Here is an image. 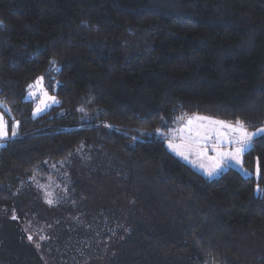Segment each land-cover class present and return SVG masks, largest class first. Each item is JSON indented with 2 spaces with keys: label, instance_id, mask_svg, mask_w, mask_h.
Instances as JSON below:
<instances>
[{
  "label": "trees",
  "instance_id": "16d2710c",
  "mask_svg": "<svg viewBox=\"0 0 264 264\" xmlns=\"http://www.w3.org/2000/svg\"><path fill=\"white\" fill-rule=\"evenodd\" d=\"M41 77L57 105L33 117ZM0 104V264L81 260L83 244L48 262L26 241L17 198L43 208L45 179L75 202L122 187L106 264H264V134L241 157L257 179L206 177L166 146L190 115L264 125V0H0Z\"/></svg>",
  "mask_w": 264,
  "mask_h": 264
},
{
  "label": "rangeland",
  "instance_id": "374dc122",
  "mask_svg": "<svg viewBox=\"0 0 264 264\" xmlns=\"http://www.w3.org/2000/svg\"><path fill=\"white\" fill-rule=\"evenodd\" d=\"M37 80L31 85H36ZM42 86L41 89L40 86L30 87L29 85L24 98L33 104V117H37L57 105L56 98L45 89L43 80ZM45 92L47 95H45ZM48 97H54L56 102L48 99ZM0 106L2 105L0 104ZM38 107L41 109L39 112L36 111ZM4 109L6 110V108ZM195 117L204 116H186L180 118L174 124L170 138L166 141L167 149L173 155L207 177L218 176L225 169L232 167L240 171L245 177L258 178L256 172L257 167L252 172L246 171L241 166V163L238 164L235 160L231 159L222 161L220 168L213 175L209 176L208 172L214 166V158L216 157L217 151H234L235 145L228 143V139L234 134L228 129L221 128L220 125L209 124V120H220L208 117H206L208 118L207 120H196ZM189 120L193 121L191 125L188 124ZM68 123L70 124L72 122L68 121ZM189 129H192V131L189 132ZM260 129H264V125L254 129H247V131L249 133H257ZM197 130L201 133L207 132L211 135V139L200 141L201 145H206V149H202L206 150V155L204 156H198L195 150L189 151L180 147ZM260 135H255L253 138ZM6 138L0 139V146ZM169 143L177 146L176 149L169 148ZM214 148L216 151L213 150ZM179 151H183L184 155H179ZM184 156L188 158L185 159ZM257 188L256 192L264 198V191L260 188V191H257ZM37 189L39 196L37 200L41 202L43 208L37 207L35 201L30 204L28 200L19 202L21 199L19 198L18 200L17 198L16 202L17 208L26 212L28 209L33 211L30 214H26L27 216L22 222L24 223L23 228H25L27 233L28 240L26 241L32 245L33 250L42 259L44 258L48 262H53L54 255L62 253V251H67V248L63 247L64 239H66L68 248L71 246L74 247L78 243L85 245V251H82V246L79 248V254L82 255L80 261H75L72 256H66L61 264H106L105 261L109 251L114 247L116 241L120 239V234L126 233L127 229L119 222L109 225L101 213L104 209L116 211L117 208H120L119 204L123 200L122 187L106 185L98 191L89 193L90 195H86L85 198L83 197L78 202L67 199L66 188L61 187V185L50 179H45L38 183ZM108 196H111V198L109 199ZM9 205V203H0V217L9 215V209L11 208ZM70 254L75 255L76 252L73 251Z\"/></svg>",
  "mask_w": 264,
  "mask_h": 264
},
{
  "label": "snow or ice",
  "instance_id": "6c2138e0",
  "mask_svg": "<svg viewBox=\"0 0 264 264\" xmlns=\"http://www.w3.org/2000/svg\"><path fill=\"white\" fill-rule=\"evenodd\" d=\"M42 80L43 78H38L36 85H30V87H36V86H40L42 89ZM45 95L46 92H45ZM48 99L52 100L53 102L55 101L54 97H48ZM37 112L41 111V109L38 107L36 109ZM196 120H207L208 118L206 117H195ZM193 123L192 120L188 121V124L191 125ZM209 124L212 125H220L221 128H225L228 129L231 133H233L234 135L228 139V143L230 144H234L235 148L234 151L232 152H220L217 151L216 157L214 158V166L209 170L208 174L209 176L213 175L217 169L220 168L221 166V162L225 161L227 159H231V160H235L236 163L240 164L242 163L241 161V157L242 155L248 151L249 148H251V141L253 136L255 135H260V134H264V129H260L258 130L257 133H249L247 131V129L245 128L244 124L240 121H237L235 125H232L230 123H225L223 121H213V120H209ZM192 129H189V132H191ZM16 132H15V126L12 129V135L15 136ZM8 135V125L7 122L3 119V116H0V139H4L6 138ZM211 139V135L207 132L205 133H201L199 130H197L194 135H190L187 138V142L184 145H181L180 147L192 151L195 150L196 154L198 156H204L206 155V150H202V149H206V145H201L200 141L204 140L207 141ZM177 146L173 145L172 143H169V148H173L174 150L176 149ZM214 151H216V149H213ZM179 155H184L183 151H179L178 152ZM185 159H187V156H184ZM257 177H259V163H257ZM250 175V174H247ZM257 191H260L259 187L257 188ZM29 239H31V237H29Z\"/></svg>",
  "mask_w": 264,
  "mask_h": 264
},
{
  "label": "crops",
  "instance_id": "0c3cea01",
  "mask_svg": "<svg viewBox=\"0 0 264 264\" xmlns=\"http://www.w3.org/2000/svg\"><path fill=\"white\" fill-rule=\"evenodd\" d=\"M253 139H254V138H253ZM253 139H252V140H253ZM202 175H203V174H202ZM204 176H206V175H204ZM206 177H207V176H206Z\"/></svg>",
  "mask_w": 264,
  "mask_h": 264
}]
</instances>
